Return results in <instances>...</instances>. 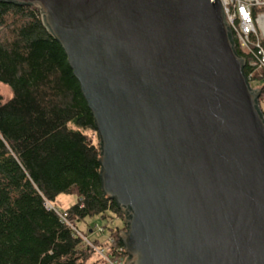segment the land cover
I'll return each instance as SVG.
<instances>
[{
	"label": "water",
	"instance_id": "95a60500",
	"mask_svg": "<svg viewBox=\"0 0 264 264\" xmlns=\"http://www.w3.org/2000/svg\"><path fill=\"white\" fill-rule=\"evenodd\" d=\"M0 2L38 8L67 54L125 264H264L260 91L220 0Z\"/></svg>",
	"mask_w": 264,
	"mask_h": 264
},
{
	"label": "trees",
	"instance_id": "16d2710c",
	"mask_svg": "<svg viewBox=\"0 0 264 264\" xmlns=\"http://www.w3.org/2000/svg\"><path fill=\"white\" fill-rule=\"evenodd\" d=\"M0 83L13 92L0 95V264H107L78 223L123 214L102 189L101 140L80 82L36 7L0 2ZM259 91L264 117V83ZM61 194L78 197L65 221L47 207ZM125 230L108 228L113 252Z\"/></svg>",
	"mask_w": 264,
	"mask_h": 264
},
{
	"label": "built area",
	"instance_id": "2783aa9c",
	"mask_svg": "<svg viewBox=\"0 0 264 264\" xmlns=\"http://www.w3.org/2000/svg\"><path fill=\"white\" fill-rule=\"evenodd\" d=\"M225 10L226 21L230 26L239 50L244 54L246 68L249 70L248 80L253 88L254 84L264 83V0H220ZM261 79L257 80L256 75ZM50 209H54L50 207ZM65 221L66 214L60 213ZM103 233L104 230H98ZM78 235L91 247L107 264H125L127 256L124 248L113 252L111 245L114 243L111 238L105 241L110 244L108 247L96 246L92 241L78 232ZM119 256V257H118Z\"/></svg>",
	"mask_w": 264,
	"mask_h": 264
},
{
	"label": "rangeland",
	"instance_id": "374dc122",
	"mask_svg": "<svg viewBox=\"0 0 264 264\" xmlns=\"http://www.w3.org/2000/svg\"><path fill=\"white\" fill-rule=\"evenodd\" d=\"M262 85V84H261ZM260 84L252 85L253 88H260ZM0 95L3 96L4 101H8L12 99L13 92L11 88L7 85L0 83ZM261 107L264 109V103H262ZM89 135L94 139V141L99 144L100 141L97 137V134H93L89 132ZM78 197L76 195H66L61 194L56 198V201L53 203V206L50 204L51 207L57 209L58 212L64 213L69 210L72 206L77 204ZM49 204L47 207L50 208ZM119 217V216H118ZM120 221L115 217L112 213L106 214V219L102 216H94L87 218L86 220L78 223V229L83 234L87 235L91 241L100 240L101 242H105L109 237L108 228H115L117 226H124V218L119 217ZM103 229L104 232L100 233L98 230ZM93 231V233H91Z\"/></svg>",
	"mask_w": 264,
	"mask_h": 264
}]
</instances>
